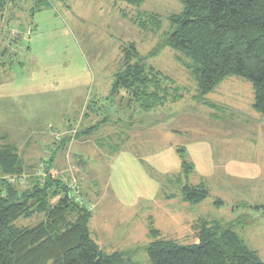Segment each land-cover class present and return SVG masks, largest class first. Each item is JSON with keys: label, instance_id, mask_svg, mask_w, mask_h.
Listing matches in <instances>:
<instances>
[{"label": "rangeland", "instance_id": "374dc122", "mask_svg": "<svg viewBox=\"0 0 264 264\" xmlns=\"http://www.w3.org/2000/svg\"><path fill=\"white\" fill-rule=\"evenodd\" d=\"M181 11L179 0L8 2L0 11V147L14 144L26 168L11 181L27 187L55 149L50 174L76 185L91 206L88 229L101 251L153 264L152 228L193 244L204 220L230 226L264 261V117L252 108L251 83L238 76L216 86L207 103L196 99L188 59L161 44L168 16ZM128 43L174 80L178 100L133 118L136 106L125 98L105 101ZM104 117L96 130L75 135ZM64 136L70 140L59 147ZM180 152L193 165L187 182L209 191L200 203L182 200Z\"/></svg>", "mask_w": 264, "mask_h": 264}, {"label": "trees", "instance_id": "16d2710c", "mask_svg": "<svg viewBox=\"0 0 264 264\" xmlns=\"http://www.w3.org/2000/svg\"><path fill=\"white\" fill-rule=\"evenodd\" d=\"M11 1L15 0H0V11ZM121 1L137 6L143 0ZM179 1L183 11L168 16L170 31L165 32L161 44L188 59L183 66L195 78L196 99L207 103L206 95L216 86L231 75L238 76L251 83L252 108L264 117V0ZM120 58L105 101L111 103L118 95L120 101L125 98L127 107L133 104L139 109L133 108L129 118L135 112L140 115L161 109L181 97L182 90L174 80L149 66L133 43L122 45ZM107 120L104 117L75 135L92 132L98 123ZM61 140L59 147L70 139L64 136ZM178 151L183 149L179 147ZM55 153L53 149L45 160L44 174L31 173L27 187L19 190L11 178L23 174L25 164L14 144L0 147V264H136L130 257L125 258V252L108 254L98 248L88 229L91 206L78 199L62 178L50 174ZM180 157L182 200L200 203L209 191L187 182L193 165L183 153ZM36 213L43 216L37 224L16 225L19 218ZM198 224L193 244L162 239L152 228L147 247L151 263L264 264L230 226L204 220Z\"/></svg>", "mask_w": 264, "mask_h": 264}, {"label": "built area", "instance_id": "2783aa9c", "mask_svg": "<svg viewBox=\"0 0 264 264\" xmlns=\"http://www.w3.org/2000/svg\"><path fill=\"white\" fill-rule=\"evenodd\" d=\"M69 185H70V188H71L72 190H74L75 195H77L78 191L75 192L76 185H72V184H69Z\"/></svg>", "mask_w": 264, "mask_h": 264}]
</instances>
